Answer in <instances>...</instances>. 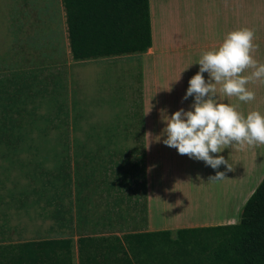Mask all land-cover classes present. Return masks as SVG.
<instances>
[{"label":"rangeland","instance_id":"rangeland-1","mask_svg":"<svg viewBox=\"0 0 264 264\" xmlns=\"http://www.w3.org/2000/svg\"><path fill=\"white\" fill-rule=\"evenodd\" d=\"M143 226L135 58L77 63L61 0H0V244Z\"/></svg>","mask_w":264,"mask_h":264},{"label":"crops","instance_id":"crops-1","mask_svg":"<svg viewBox=\"0 0 264 264\" xmlns=\"http://www.w3.org/2000/svg\"><path fill=\"white\" fill-rule=\"evenodd\" d=\"M148 7L150 47L142 53L108 58L133 57L137 65L145 211L143 229L137 232L174 234L179 229L238 223L242 206L264 176V144H233L212 154L224 156L233 169L221 165L213 170L166 146L162 119L163 114L170 116L181 108L190 110L193 97H183L189 79L199 70L194 63L203 51L217 46L227 31L252 29L253 43L258 46L253 56L264 63V0H148ZM88 61L93 60L76 62ZM203 75L207 80L208 74ZM247 87L255 92L252 101L242 102L222 93L218 97L245 117L253 110L264 115V82H250ZM216 171L224 172V179L209 180Z\"/></svg>","mask_w":264,"mask_h":264},{"label":"trees","instance_id":"trees-1","mask_svg":"<svg viewBox=\"0 0 264 264\" xmlns=\"http://www.w3.org/2000/svg\"><path fill=\"white\" fill-rule=\"evenodd\" d=\"M61 2L73 61L138 54L151 45L148 0ZM74 251L77 264H264V176L238 223L85 235L75 245L71 238L0 244V264H74Z\"/></svg>","mask_w":264,"mask_h":264},{"label":"clouds","instance_id":"clouds-1","mask_svg":"<svg viewBox=\"0 0 264 264\" xmlns=\"http://www.w3.org/2000/svg\"><path fill=\"white\" fill-rule=\"evenodd\" d=\"M254 38V31L248 27L229 30L217 46L201 53L194 63L199 65V70L189 79L183 97H193L190 110L181 108L170 116L163 114L162 142L166 146L175 148L180 155L203 161L213 170L223 165L232 171L224 156L212 154H219L233 144L241 147L264 144V115L253 110L245 117L218 97L222 93L242 102L255 99V92L247 85L264 82V63L253 56L258 47L253 43ZM246 70H251L250 74L244 75ZM204 73L208 74L207 80ZM224 177V172L216 171L209 180Z\"/></svg>","mask_w":264,"mask_h":264}]
</instances>
